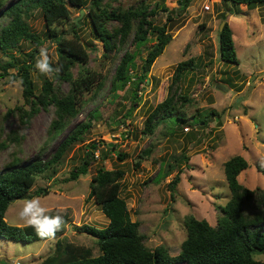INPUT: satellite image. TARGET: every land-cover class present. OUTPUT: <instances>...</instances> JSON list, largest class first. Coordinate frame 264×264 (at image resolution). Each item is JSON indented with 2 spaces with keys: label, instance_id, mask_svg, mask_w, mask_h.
I'll return each mask as SVG.
<instances>
[{
  "label": "rangeland",
  "instance_id": "rangeland-1",
  "mask_svg": "<svg viewBox=\"0 0 264 264\" xmlns=\"http://www.w3.org/2000/svg\"><path fill=\"white\" fill-rule=\"evenodd\" d=\"M16 1L8 0L4 8ZM177 1L166 0L164 4L172 10L178 7ZM85 2L89 7L92 0ZM140 2L151 7L155 3L162 4L161 0H103L101 4L127 10L137 7ZM69 11L76 22L85 14L82 8L79 11L69 7ZM176 13L170 32L172 41L156 59L149 79L140 85L135 101L131 98L129 85L118 90L116 95L109 91L123 52L104 53L102 44L90 34L88 22L81 21L77 33L89 54L87 67L101 76L102 87L83 94L85 103L79 114L65 132L44 149L54 109L41 110L28 125L20 126L18 117L8 114L9 110L23 104L20 83L12 80L11 75L0 77V141L6 140L12 132L24 136L20 144L10 143L7 149L0 150V172L13 159L19 160L21 165L36 158L42 162L48 160L65 136L95 111L91 128L82 136L83 141L68 149L55 173L48 170L38 176L30 190L31 197L14 201L5 213L9 225L24 227L18 213L26 200L38 197L48 212L67 215L69 223L63 234L36 243L0 238V264H40L53 253L59 239L90 248L94 256L99 255L96 241L75 227L87 224L103 228L108 224L94 199H87L91 179L100 166L108 171L123 172L121 196L126 200L132 221L140 224L139 233L145 237V245L150 249L165 246L172 256L179 253L186 238L184 218L187 215L216 225L220 216L218 206L225 205L230 196L223 164L231 157L239 155L248 164L238 176L241 185L250 190L264 189V177L256 169L257 164L264 168V5L249 8L221 0H190L184 12ZM223 16L232 32L238 65L222 61L218 53V28ZM165 20L166 13L161 11L153 18L155 25H162ZM6 22L7 19L0 16V27ZM28 24L43 41L38 47L32 72V79L39 88L43 78L51 80L53 72L58 70L57 54L55 46L47 39L40 12L34 11ZM63 28L69 30L67 25ZM131 40L127 49L133 51L135 47ZM152 44L149 41L146 46ZM33 48L34 44L22 42L18 46L21 53L16 50L11 53L21 61L27 59L23 55ZM42 49L51 71H41L37 67L38 61L43 59ZM144 51L141 49L143 56ZM189 58L195 60L196 68L183 76L177 93L189 99L181 106L188 121L181 124L169 119L166 124H159L152 134H143L147 116L169 94L175 66ZM7 60L8 56L0 52V64ZM134 63L139 66L141 58H136ZM72 72L76 76L77 68ZM13 73L14 70H8V74ZM61 88L67 91L68 86L64 83ZM211 110L218 118L209 119L205 127L196 125L199 115ZM192 116L196 124L191 125L195 121ZM90 143H95L96 149L87 174L75 181H67L69 173L85 158ZM147 149L151 150L150 154L144 156L136 168L139 156ZM103 154L107 158L102 161ZM121 155L123 159H119ZM168 165L172 172L163 177ZM176 175H179V182L173 189L170 182ZM39 190L45 192L36 195ZM253 258L264 262V252L255 251Z\"/></svg>",
  "mask_w": 264,
  "mask_h": 264
},
{
  "label": "trees",
  "instance_id": "trees-1",
  "mask_svg": "<svg viewBox=\"0 0 264 264\" xmlns=\"http://www.w3.org/2000/svg\"><path fill=\"white\" fill-rule=\"evenodd\" d=\"M103 0H92L86 7L85 0H17L7 8L8 0H0V16L6 18V24L0 27V52L8 56L9 60L0 64V77L11 75L12 80L19 81L22 89L23 104L8 111L9 115L18 117L20 126L29 124L30 120L41 110L54 109V117L46 131V140L43 149L56 141L71 122L79 114L85 103L83 94L92 93L102 87L101 76L87 67L89 54L80 36L77 33L81 21H86L91 27L90 34L102 44L104 53L115 51L123 52L115 67L111 79L110 92L116 95L118 90H124L127 85L131 87L132 100H137V91L140 85L146 83L156 59L160 57L165 48L172 41L173 16L177 12H184L190 4V0H178V7L170 10L162 4L154 6L145 5L143 2L137 7L127 10L107 8L102 5ZM223 3L246 5L255 8L264 5V0H221ZM69 7L84 10L80 21H73ZM110 7V6H108ZM34 11H38L46 28L48 41L55 46L57 54L58 70L53 72L51 80L42 79L38 88L32 79L35 69V56L39 54L38 47L43 41L40 36L32 32L28 20ZM166 13V20L162 25H155L153 18L159 12ZM225 20V16L222 17ZM116 23V25H113ZM64 25L69 30H64ZM109 25H112L111 28ZM63 26V27H61ZM71 35V37L68 36ZM220 34V59L224 62L238 65V59L232 40V32L226 22ZM131 43L135 49L128 50ZM152 41L149 47L146 44ZM32 43L34 48L27 55V59L19 61L13 50L19 52L18 46L22 43ZM141 49L145 50L142 55ZM21 53V52H19ZM106 57V56H104ZM141 58V64L137 66L134 61ZM77 68L76 76L73 69ZM196 68L193 58L179 62L174 69L170 90L167 98L159 103L145 121L143 134H152L159 124H166L169 119H175L181 124L188 121L181 106L189 101L186 95L177 94L180 91L179 83L183 76ZM14 70L8 74V70ZM50 71L52 68H50ZM66 83L67 91H63L61 85ZM89 114V119L77 124L65 138L59 143L52 156L41 161L35 159L24 165L17 159L7 165L0 172V238L21 243H36L50 238L60 237L64 227L69 223L68 217H64V224L53 237H41L30 226L18 227L9 225L5 221V213L11 203L31 197L29 195L38 176L48 170L54 174L56 167L62 161L68 149L76 142L83 141V134L91 128V120L94 115ZM191 123L207 126L209 119L218 118V114L211 110L202 113ZM173 134V133H172ZM24 139L12 132L4 141H0V150L8 148L10 143L20 144ZM85 158L69 173L67 181H75L81 175H86L96 149L95 143L88 144ZM114 149V148H112ZM151 150L147 149L139 156L135 165L140 166L144 156H148ZM123 155L119 159H123ZM107 158L106 154L101 160ZM248 168L246 160L239 156H233L223 164L224 176L230 196L223 206H218L220 216L215 226L209 225L205 220H198L193 215L184 218L186 238L182 242L177 255L169 254L165 246H157L150 249L145 245V237L139 233V222L132 221L126 200L121 196L120 179L123 172L120 170H105L103 166L96 169L90 182V192L87 199H94L101 213L108 220L106 227L97 228L91 225L75 227L81 233L96 241L100 254L93 255L90 248H84L64 240H57L53 253L45 257L40 264H264L253 258L255 251L264 252V189L250 190L238 181L239 174ZM256 169L264 177V168L256 165ZM170 165L164 176L170 175ZM50 177V176H49ZM179 182L176 175L170 182L171 188ZM44 190L36 191L41 195ZM49 215L56 213L48 212ZM61 214V213H60Z\"/></svg>",
  "mask_w": 264,
  "mask_h": 264
},
{
  "label": "clouds",
  "instance_id": "clouds-1",
  "mask_svg": "<svg viewBox=\"0 0 264 264\" xmlns=\"http://www.w3.org/2000/svg\"><path fill=\"white\" fill-rule=\"evenodd\" d=\"M42 60L38 61L37 67L41 71H50L48 65V57L41 50ZM18 217L25 223L35 229L37 235L41 237H53L55 233L60 230L64 224V217L60 212L55 215H49L48 210L41 206L40 199L33 197L24 203V207L18 213Z\"/></svg>",
  "mask_w": 264,
  "mask_h": 264
},
{
  "label": "water",
  "instance_id": "water-1",
  "mask_svg": "<svg viewBox=\"0 0 264 264\" xmlns=\"http://www.w3.org/2000/svg\"><path fill=\"white\" fill-rule=\"evenodd\" d=\"M82 14H83V11H81V15ZM225 24H226V20H224V21H222L220 23L219 28H218V33H221L222 32ZM220 38H221V36H220V34H218V36H217L218 49H220V47H221V45H220Z\"/></svg>",
  "mask_w": 264,
  "mask_h": 264
},
{
  "label": "built area",
  "instance_id": "built-area-1",
  "mask_svg": "<svg viewBox=\"0 0 264 264\" xmlns=\"http://www.w3.org/2000/svg\"><path fill=\"white\" fill-rule=\"evenodd\" d=\"M206 9H208V7H206Z\"/></svg>",
  "mask_w": 264,
  "mask_h": 264
}]
</instances>
